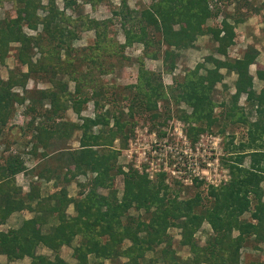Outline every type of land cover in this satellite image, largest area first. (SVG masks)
Segmentation results:
<instances>
[{"label":"trees","instance_id":"obj_1","mask_svg":"<svg viewBox=\"0 0 264 264\" xmlns=\"http://www.w3.org/2000/svg\"><path fill=\"white\" fill-rule=\"evenodd\" d=\"M120 1V7L112 14L119 17L123 26L125 41L121 47L134 42L143 45L142 55L136 58L135 82L121 87L118 94L126 105V114L123 110L105 108L106 97L95 86H89L90 94L83 95V78L72 75L78 66L71 60L65 65L60 59V49L69 52L67 47L77 36L80 24L79 20H72L58 9L55 0H47L46 5L41 0H16L15 15L0 19V62L8 56L11 43L19 44L14 56L16 66L8 70L6 80L0 77V145H3L0 149V225L13 212L34 213L18 228L0 231V255H5L8 262L27 256L29 264H71L59 255V251L79 236L80 243L72 252L78 264H89V256H93V264H104L106 260L113 264H264L248 258L240 262L244 247L253 244L258 249L264 244V68L257 67L255 71V77L262 82L257 91L249 67L255 63L258 51L248 45L241 56L228 57V49L235 43V26L241 22L244 12L223 15V0H158L149 7L133 10L128 8L126 0ZM228 1L243 9L250 0ZM76 2L63 0L64 7L70 9L77 7ZM38 9L45 14L40 16ZM216 18L219 21L214 25L207 24L209 19ZM108 22L88 19L83 28H94L96 37L101 38L105 37ZM39 24L40 33H24L23 26L35 30ZM204 35L212 37L216 52L224 59L206 58L205 62L212 67L197 63L167 90L175 101H184L191 108L189 114L182 112L180 117L189 122L187 135L192 142L201 132L211 131L214 125L220 127L218 132L223 134L227 121L246 126L247 137L235 145L231 136L224 147L223 163L230 174L228 181L218 186L207 185L204 195L196 191L191 197L177 199V195H170L162 173L158 174V180L152 181L146 173H139L132 166L123 170L117 165V158L120 148L127 143L134 113L143 111L154 119L161 110L159 102L164 106L167 103V90L160 74L145 68L143 59L161 58L164 69L172 72L180 51L195 46L197 38ZM105 43V40L97 41L98 48ZM34 47L40 53L35 61L32 60ZM84 58L94 63V58L88 55ZM221 68L233 72L236 79L231 104L225 109V121L223 119L224 123L220 124V119L213 116L215 104L210 94L223 78ZM201 69L205 73H201ZM59 72L66 73L75 82L74 91L68 89L66 81L55 78ZM32 77L47 78L51 86L29 89L26 86ZM15 87L21 88L22 93L14 91ZM242 95H245V104L255 108L254 119L238 105ZM90 99L95 105V116L82 117L83 105ZM22 106L24 109L19 115L22 117L18 119L16 113ZM67 107L82 121L65 120ZM191 122L198 126H192ZM95 125L102 127L97 133L92 132ZM75 131L81 132L77 148H57L61 140L70 139ZM115 139L120 141L119 149L113 146ZM16 145L22 150L15 148ZM53 152H66L65 171L57 173L44 162L36 173L38 177L46 181L54 177L66 185L77 175L90 173L87 183L78 181L81 187L88 186L86 193L80 190L78 196L72 197L65 186L58 189L57 181L54 190L43 195L35 182L29 184L27 193L21 192L16 185V175L21 172L32 175L36 165L47 160ZM24 153L36 160L33 168L26 167ZM246 158H249L247 167L244 165ZM118 175H122L123 181L120 198L114 186ZM193 183L197 188L205 184L204 179L196 177ZM98 188H107L109 194L102 195ZM69 204L75 211L70 217L66 214ZM131 207L142 210V215H128ZM246 212L249 220L242 218ZM203 222L210 226L212 233L206 244L199 246L195 233ZM44 226H48L47 230H43ZM171 226L181 229L179 244L189 247L190 256L180 258L170 247V241L165 242ZM125 240L130 241L128 246H124ZM162 242L167 247L160 248L156 256L146 258V253ZM39 247L47 248L53 256L37 252ZM121 257L126 260L121 262Z\"/></svg>","mask_w":264,"mask_h":264},{"label":"rangeland","instance_id":"obj_2","mask_svg":"<svg viewBox=\"0 0 264 264\" xmlns=\"http://www.w3.org/2000/svg\"><path fill=\"white\" fill-rule=\"evenodd\" d=\"M76 1L77 7L70 9L64 7L63 0H55V4L58 9L64 11L67 16L72 18V20H79L78 25L80 24V28L77 29V36L72 39L69 44L70 46L67 47V51L69 49V52H65V48L60 49V59L64 64L71 60L76 63V66H78V71L76 70L72 75H75L78 79L83 78V81L81 80L83 95L90 94L89 86H95V88L100 89L106 97V100H104V104L106 105L105 108L115 111L123 110L124 114H126V105L122 100H120L118 94L121 92V87L135 82L138 71L136 58L142 55L143 45L141 43L134 42L131 45L121 47L125 41L123 26L119 17H114L112 14L113 10H117L120 7V0H101L96 3L88 0ZM157 1L158 0H126V3L128 8L133 10L149 7L152 2L156 3ZM256 1V5H258L260 0ZM41 3L46 5L47 0H41ZM15 4L16 0H0V19L7 16H14ZM221 5V9L223 11L221 13H223V15L237 14L238 11V14L243 12L240 5L239 7H237L238 4L235 6V2L230 3L228 0H223ZM235 7L237 8L235 9ZM250 8L254 9V6L250 4ZM262 10L264 11V8ZM37 13L40 16H43L45 11L38 9ZM262 13L263 14H260L257 17L249 18L245 24L243 23L244 25L242 24L241 27H237L235 43L228 49L229 58L237 56L238 53L242 54L246 50V47L250 45L246 43L249 38H247V36L251 37L253 34L252 27L255 19H257V25L262 22V20L264 21V12ZM79 15L81 16L80 18ZM250 15H252V13H250L249 16ZM88 19L109 21L107 23L108 27L105 37H96L94 28H83ZM219 19H209L207 24L212 26L215 22L219 21ZM41 29V24H39L35 30L23 26V31L27 35H36L41 32ZM258 31L260 32V35H262H259L258 37L262 40L259 41L258 38L256 43L258 47H261V43L264 42V28L260 26V30ZM100 40H105L106 43L98 48L97 41L100 42ZM42 43L46 45V41H43ZM18 45L19 44L16 42L11 43L8 56L5 58L4 62H0V77L2 79L6 80L8 77V70L13 69L16 66L14 56L15 49ZM215 47L216 44L210 35L199 36L195 42V46L180 51L179 60L172 72H167L164 69L161 58L153 59L145 57L143 59V63L145 68L160 74L163 85L167 90L168 86H175L176 81H181L185 76L186 71L188 69H192L197 63H205L208 67H212L213 65L211 63L205 62L206 58L215 56L219 59H224L222 55L216 52ZM240 50H242V53ZM33 51L34 54L32 56V60L35 61L39 59L40 53L38 52L37 47H34ZM67 53H69V57L67 56ZM84 55L94 58V63H90L89 60L84 58ZM25 69L26 68L23 67V70ZM201 73H205V71L201 69ZM220 73L223 78L221 81L216 83L210 95L215 104L213 116L218 117L220 119L219 123L221 124L225 121V109L231 104L230 96L234 92V81L236 79V75L233 72L227 71L226 68H221ZM84 77L87 82L84 81ZM55 78L66 81L68 83V89L70 91H74L75 82L66 73L59 72ZM50 86V80L47 78L36 79L32 77L28 80L26 87L29 89L31 87L39 89ZM13 90L18 93H22L21 88L15 87ZM170 93L171 92L167 90V103L165 106L162 101L159 102L161 110L158 111V116L156 118L151 119L149 115L143 111H136L134 113V123L132 124L131 130L128 131L127 143L123 148H120L121 145L119 139L114 140V148H120L117 165L123 170H127L128 167L132 166L136 168L139 173H146L148 178L152 181L158 180V174L162 173L163 181L165 185H168L170 195L173 197L177 195V199H186L191 197L196 191H199L202 195H204L207 191V185L211 184L218 186L223 181L226 182L230 179L228 169L223 163V160L226 157L224 147L228 143L231 136L234 137L233 142L235 145L242 140H245L247 137V128L238 122L233 124L227 121L225 132L223 133L224 135L218 132L220 127L214 125L211 131L206 130L201 132L198 135V139L195 142H192L190 137L187 135L189 122H185L180 117L182 112L189 114L191 108L184 101H175ZM244 96L245 95H242L238 100V105L243 106L244 111L251 113V118H253L255 117V108H251L245 104ZM222 104L225 106H222ZM23 109L24 106L18 108V112L16 113V117L18 119L22 117L19 115ZM95 113V105L93 100L90 99L85 105H83L80 115L82 117L94 118ZM64 119L75 123L82 121L70 107H67L64 112ZM191 125L198 126V123L191 122ZM101 128L102 127L100 125H95L92 127V132L97 133ZM80 134V131H75L70 139L61 140L58 143L59 146L57 148H77L79 146L78 138L80 137ZM15 148L22 150V148L17 147V145ZM57 148L52 149V151ZM64 153L66 152H63L62 154L60 152H53L50 154L47 160L45 159L42 161L39 166L38 164L36 165L37 168L32 175L25 174L27 176V181L29 183L35 182L38 184H45L46 181H44V179H40L36 174L42 166H44V162H46L47 166L54 168L57 173L64 172L67 165V160L65 159L66 154ZM23 157L27 168H30L31 165L36 163V160L32 156L28 157V155L24 153ZM248 160L249 158L245 159V167L248 165ZM90 177V173L80 174L66 185L62 182V180L57 181V178L53 177V179H51L52 182L43 185L46 188L43 190V193L46 194L49 191H53L54 184H56L57 181L59 182L58 189L61 186H65L69 195L72 197L78 196L80 190L84 191V193L88 191V186L83 188L80 186L78 181L80 183H87ZM195 177L204 179L205 184L198 188L194 186L193 182ZM17 178L20 181L24 180V177H22L21 174L17 176ZM114 186L117 191V197L120 198L123 190L122 175H118L116 177ZM262 187L264 188V182L262 183ZM98 192L102 195L109 194V190L107 188H98ZM66 214L68 217L75 214L72 204L68 205ZM128 215H131L132 217L140 216L142 215V210L138 211L134 207H131L128 210ZM242 218L249 220V213H244ZM4 227V229H8L6 226ZM47 227L48 226H44L43 230H47ZM180 232L181 229L179 227L171 226L167 229L164 240L165 242L170 241V247L175 251L177 256L185 258L190 256L191 253L189 251V247L181 246L179 244L181 238ZM211 233L212 230L210 226L206 222H203L201 228L195 233V239L197 240L198 245L204 246ZM233 234H236V231H234ZM80 239L81 238L79 236L75 237L70 246L64 245L59 251V255L71 264H78V261L73 257L72 252L73 247L80 243ZM123 244L124 246H128L130 241L125 240ZM163 247H167L164 242L159 244V246L154 250L147 252L146 258L156 256L159 249ZM37 252L51 257L53 256V253L45 247H39ZM247 258L264 262V244H260L258 249L254 248L253 244H249L247 247H244L241 251L240 262H245ZM119 260L122 262L125 261L126 258L121 257ZM29 262L30 259L26 258V260L20 259L15 264H29ZM159 263H162V259H159ZM89 264H93V256H89ZM104 264L113 263L106 260L104 261Z\"/></svg>","mask_w":264,"mask_h":264},{"label":"crops","instance_id":"obj_3","mask_svg":"<svg viewBox=\"0 0 264 264\" xmlns=\"http://www.w3.org/2000/svg\"><path fill=\"white\" fill-rule=\"evenodd\" d=\"M252 2V3H251ZM256 0H250L249 3H247L245 6H243V12H244V15H243V18L241 20V22H239L236 26H235V32L237 31V27H241V25L249 19V18H252V17H257L259 16L260 14H263L262 12H264L262 9L264 8V4L262 3V0H260V2L258 3V5H256ZM250 4L254 6V9H251L250 8ZM252 13V15L249 16V14ZM256 21L257 19L254 20V23H253V34L250 36H247L248 38V41H246L247 44H250L252 45L257 51H258V55H257V58L255 59V63L251 64L250 67H249V70H250V73L252 75H254V79H253V82H254V88L259 91V89L261 88L262 86V82L261 80L257 79L255 77V71H256V68L257 67H262L264 68V42L261 43L262 46L261 47H258L257 45V41H261L262 39L259 38L258 36L260 35V32L258 30H260V26H262V28H264V21L262 20V22H260L258 25L256 24ZM258 23V22H257ZM243 24V25H244ZM244 32V31H243ZM245 34V32H244ZM250 34V32H249ZM262 36V35H260ZM244 37V36H243ZM259 38V39H258ZM258 39V40H257ZM244 50V49H243ZM240 52L242 53V50H240ZM241 56V54H237V56H234V57H239ZM254 73V74H253ZM258 86V87H256ZM0 147L3 148V145L1 144ZM0 148V149H2ZM30 155H28L29 157ZM27 161V160H26ZM37 163V162H36ZM35 163V164H36ZM35 164L31 165L34 166ZM30 167V168H31ZM28 168V169H30ZM22 175V177H24V180L23 181H20L17 176L19 175ZM27 176L21 172V173H18L16 175V185L18 188H21V192L24 194V193H27L29 190H30V186H29V182L27 181ZM44 181H46L44 179ZM50 182H52V180H48L45 182V184H49ZM45 184H39V187H40V190H41V194L43 195V190H45L46 188L43 186ZM43 186V187H42ZM34 215L33 212H29V211H16V212H13L12 214H10V216L8 217V219L6 220V222L2 225H0V231H5L7 229H4L6 226L7 228H18L20 226V224L22 223V221L24 219H28L30 217H32ZM21 218V219H19ZM20 220V221H19ZM26 258H28L27 256H25L23 259L21 260H26ZM19 261V260H17ZM17 261H13V262H7V259H6V256L5 255H0V264H15Z\"/></svg>","mask_w":264,"mask_h":264},{"label":"built area","instance_id":"obj_4","mask_svg":"<svg viewBox=\"0 0 264 264\" xmlns=\"http://www.w3.org/2000/svg\"><path fill=\"white\" fill-rule=\"evenodd\" d=\"M219 18H221V16H219Z\"/></svg>","mask_w":264,"mask_h":264}]
</instances>
